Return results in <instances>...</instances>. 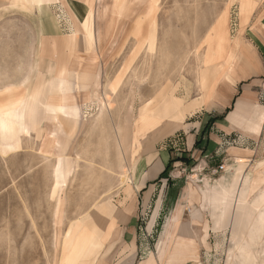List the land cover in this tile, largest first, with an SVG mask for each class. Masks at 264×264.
<instances>
[{
    "label": "rangeland",
    "instance_id": "374dc122",
    "mask_svg": "<svg viewBox=\"0 0 264 264\" xmlns=\"http://www.w3.org/2000/svg\"><path fill=\"white\" fill-rule=\"evenodd\" d=\"M42 2H51V16L60 32L66 36L67 46L63 44L69 57L66 59L65 55L68 53L65 52L62 56L65 65L61 64L59 68L54 65L51 57L47 71L40 62L39 79L33 81L35 84L31 89L32 94H27L25 98L39 89H42L45 97L50 89L56 93L55 83L59 79V73L65 70V85L69 89L67 94L80 107V119L79 125L71 129L70 125L60 128L57 123L46 118L40 127L44 130L41 134L44 138H23V149L20 152L8 156L0 154V264H62L66 255V235L75 224L91 218L95 222L88 223L90 225L87 228L92 231L96 222L100 229L102 224L113 217H123L117 214L116 208L128 202L127 191L131 188L138 193L136 180L140 170L150 172L155 164L138 166L145 153L140 150L134 159L131 156L129 158L122 144L123 129L130 118L135 121L144 104L155 100L168 85L173 88L177 86L175 95L185 98L187 103L201 98L198 79L200 82L201 72L205 67L210 30L226 11L231 40L230 16L235 31L238 7V2L231 0H133L146 5L138 8L136 4L133 8L130 5H124V8L120 6V12L115 13V16H123L124 19L116 17V30L108 38L103 32V41L100 42L97 12L102 1L93 0L91 8L85 0L89 7L73 5L72 9L66 0ZM125 2L132 3L129 0ZM74 10L79 17L75 16ZM148 11L152 14L146 19ZM135 15L139 16L134 19ZM89 17L87 28L85 23ZM142 20L145 22L141 25V34L137 35ZM150 28L152 41L145 39ZM72 36L76 37L70 43ZM30 40L27 37L1 36L0 66H6L5 53L10 43L28 48L32 43ZM54 45L57 46V40ZM41 54L40 51V57ZM67 64L69 65L66 66ZM17 71L20 74V70ZM51 84L54 86L50 87ZM239 89H242V85ZM59 94L62 93L56 95ZM27 108L31 109V105ZM217 114L208 111L200 103L186 112L178 128L164 133V138L153 146L151 152L154 154L149 156V160L153 157L159 160L162 155L157 154L168 151L171 169L150 183L155 185L164 182L166 194H162L160 199L155 194L149 200V207L147 201L139 197H144L143 194H136L141 204L145 205H140L136 216L138 238L149 239L150 245L157 239L169 216L177 191L188 185L189 190L204 194L199 196H204L205 201L195 213L192 212L195 214L192 222L213 223L211 227L214 228L213 213L209 215L201 210L208 208L213 212L210 194H218L219 191L214 189L222 174L212 175L205 169L200 177H196L198 171L192 169L199 163L185 151V138L187 134L196 132L198 127V131H202ZM158 133L153 132L151 138ZM54 135L61 149L53 141ZM241 136L244 135L234 131L230 136V145H236ZM149 138L147 135L143 145ZM4 139L5 143L15 140L12 136ZM202 141L203 147L200 149L208 141L204 133H201L200 142ZM226 163L220 164L225 166L224 171L219 170L220 165L216 169L224 174L232 168L231 174H234L235 162ZM254 164L252 162L245 167L244 174L255 167L259 169ZM68 165L74 168V173L63 182L62 173ZM178 181V185L171 186ZM263 187L264 181L257 183L256 191ZM170 188L173 194L168 193ZM250 198H253V194ZM157 207H162L160 214ZM190 216V211H187L186 220ZM244 217L245 221L240 222L237 215L233 233L231 225L211 232L216 239L212 246L204 247L203 253L208 254L203 255V260L200 259L202 262L198 264H264V224L262 226L256 221L251 225L250 215L246 214ZM247 223L250 225L249 229ZM208 237V232L205 231L202 241L205 242ZM245 241L253 257L251 260L242 256L239 251L240 247L245 246ZM102 250L104 248L101 246L94 263L102 255Z\"/></svg>",
    "mask_w": 264,
    "mask_h": 264
},
{
    "label": "crops",
    "instance_id": "0c3cea01",
    "mask_svg": "<svg viewBox=\"0 0 264 264\" xmlns=\"http://www.w3.org/2000/svg\"><path fill=\"white\" fill-rule=\"evenodd\" d=\"M66 1L70 9L73 8V5L89 7L88 4L91 6L93 3V0H87L88 4L85 0ZM100 1H102V6L99 5L97 21L99 41L102 42L103 32L108 38L116 30L115 18H123V16H115V13L119 12L117 9L115 10L116 0ZM131 1V4L127 3L123 6L130 5L132 7L136 4V8H138L146 5L129 0V2ZM231 1L238 2L235 31L230 16L232 39L228 44L226 54H231V59L228 61L226 57L219 58L218 55L211 59L209 66L221 65L219 76L217 75L214 80L207 83L205 91L201 90L198 79L201 98L187 103L185 98L175 95L177 86L173 88L168 85L162 89L155 100L141 107L134 122L131 118L128 120L121 137L126 154L129 158L131 156L134 159L139 150L144 151L138 166L146 167L148 164L155 163L154 167L150 172H146L144 169L140 170L136 180L138 193L131 188L127 191L128 202L122 207L116 208L117 214L123 215L122 218L113 217L107 223L102 224L100 229L96 223L93 232H84V228H89L90 224L88 223L91 221L89 218L78 222L68 231L71 232L70 248L77 241L85 240V243L80 244L81 247H79V254L83 252L85 255L69 257L65 264H93L101 246L104 250L94 264H198L202 262L203 255L208 254V252L203 253L204 247L212 246L216 239V236L211 235L213 230L226 229L231 225L233 233L237 215H239L238 221L240 222L245 221L246 214L250 215L252 224L256 222L264 208V201L261 198V195L264 194V187L258 192L256 191L257 183L264 181V0ZM39 2L42 0H0V38L1 36L27 37L32 42L28 48H21V45L17 43H10L9 45L12 47L6 48L5 53L6 66H0V112H14L10 128H12L11 134L16 136L15 151L7 152L8 149L5 146L9 143H5L6 136L2 135L0 154L3 156L20 152L23 149V138L40 137L44 131L40 127L46 118L57 123L60 128L70 125V128L74 129L79 125L80 107L75 99L67 94L69 89L65 85L67 76L65 70L59 73L57 86L55 83L56 93L50 89L49 94L45 97L42 89H39L31 96V89L35 84L33 81L39 79L40 62L47 71L51 57L57 68L61 64L65 65L62 62L65 52L68 53L65 55L66 59L69 57L67 56L69 52L64 46V44L66 45V36L60 32L58 24L51 16V2ZM73 13L79 17L75 10ZM138 16L135 15L134 19ZM89 21L90 17L85 23L87 28ZM224 29L229 32V20ZM75 37H70V43ZM56 40L57 46L54 45ZM1 60L2 57H0ZM17 69L20 70V74ZM241 85L242 89L240 90ZM53 86L54 84H51L50 87ZM29 93H31L29 98H25ZM57 93L62 94L57 96ZM200 103L205 105L208 111L218 113L213 117L218 119L205 133L208 141L204 148L200 149L203 147V141L199 146L197 142L200 141L201 133L205 127L202 131H198V127L196 132L186 135L185 151L194 157L196 163H199L192 169L198 171L196 177H200L205 169L212 175L222 174L214 189L219 191L218 194H210L212 195L210 201L214 206L213 212L208 208L205 211L204 208H201L205 214L213 213L215 226L211 227L213 223L192 222L195 218V214L192 212L195 213L200 206L205 204V201L204 196L203 198L199 196L204 194H197L193 190H189L188 185L177 191L174 206L169 211V216L163 223L157 239L150 245L149 239L138 238L136 216L140 205L145 207L144 203L141 204L140 198L146 200L149 207V200L155 194L159 199L162 194H166L164 182L155 185H150V183L165 175L171 157L168 151L157 154L162 155L159 160L156 157L149 160V156L154 154L151 152L153 146L164 138V133L167 134L178 128L186 112L193 110ZM29 105H31V109L27 108ZM155 131L159 133L151 138L150 135ZM234 131H239L244 136L240 137L236 145L231 146L230 136ZM147 135L150 140L143 145ZM53 141L56 142L55 135ZM57 144L61 149L59 143ZM217 161L220 163L217 164ZM228 161L235 162L233 164L234 174H231L232 168L224 174L216 169L221 163ZM252 162L259 169L255 167L248 174H244L245 167L250 166ZM65 169L62 173L63 182H66L69 176L74 173V168L69 165L65 166ZM256 172L258 173L256 174ZM179 182L171 186L174 187ZM170 191L171 188L168 193H174ZM136 194H143L144 197L139 195V198ZM252 194L253 198L251 199ZM160 202L162 203V201ZM158 210L160 214L162 207H159ZM187 211H190L191 215L188 220L185 218ZM103 212L105 213V211H100V213ZM113 213L116 214V212ZM101 215L104 216V214ZM205 231L208 232L209 237L203 242L202 236ZM108 242L111 244L107 245Z\"/></svg>",
    "mask_w": 264,
    "mask_h": 264
},
{
    "label": "bare ground",
    "instance_id": "6f19581e",
    "mask_svg": "<svg viewBox=\"0 0 264 264\" xmlns=\"http://www.w3.org/2000/svg\"><path fill=\"white\" fill-rule=\"evenodd\" d=\"M125 3H126L125 0H116L115 10L117 9V11L120 12V6L123 7V4H125ZM151 14H152V12L148 11L146 19L149 18L151 16ZM228 20H229L228 14H226V11H225L223 13V15L221 16V18L216 22L215 26L210 30V35L207 38L208 39V42H207L208 51H207V55L205 57V67L203 68V70L201 72V80H200L201 85L202 86H203V84L205 85V86H203V88H204L203 91H205V89L207 87V83L210 80H214L216 78V76L218 75L219 70L221 68V65H215L214 64V65L209 66L208 64L210 63L211 59H213L217 55L219 56V58L226 57V59L228 61L231 59V54H229V55L226 54L228 44L230 43L229 32L226 29H224ZM143 22H145V21L142 20L139 23L137 35L141 34V25H143L142 24ZM145 39H148L149 41L153 40L151 28H150V31L147 34ZM34 107H36V106H34ZM34 112H35V109H34ZM13 114H14V112H11V111L0 112V139L2 138V135H5L7 137L12 136L16 140V136L14 134H11L12 128H10V126L12 125ZM15 140L12 139V141L9 142V144L5 146L6 149H8L7 152H9V151L13 152V150L15 151V149H16L15 143H14ZM0 144H1V142H0ZM1 147L2 146H0V148ZM1 152H3V150H1ZM3 154H5V153L3 152ZM263 196H264V194L261 195V198L264 201ZM90 220H91L90 223L95 222L91 218H90ZM256 221L258 223L262 224V226H263V224H264V209L260 212ZM248 225H249V223H247V226ZM251 225H252V223H251ZM249 227H250V225L248 226V229H249ZM257 228H258V226L255 227L256 230H257ZM84 232H90V230L86 227V228H84ZM70 233L71 232H68L66 239H65L66 243H65L64 249L66 251V255L62 261V264H65L66 261L69 259V257L79 256L80 254L85 255L83 252H80V254H79V251H80L79 247H81L80 244L85 243V240L77 241L76 244L70 248ZM262 234H263V232H262ZM83 235H85V234H83ZM255 235H257V234H255ZM258 239H259V236H258ZM243 245H245V246L240 247V249H239V251L242 253V256L247 257L250 260L253 259L252 255L250 254V250L248 249V245H247L246 241L243 243ZM83 248H85V247H83Z\"/></svg>",
    "mask_w": 264,
    "mask_h": 264
},
{
    "label": "trees",
    "instance_id": "16d2710c",
    "mask_svg": "<svg viewBox=\"0 0 264 264\" xmlns=\"http://www.w3.org/2000/svg\"><path fill=\"white\" fill-rule=\"evenodd\" d=\"M217 119H218V118H212V119L208 122L207 126L205 127V129H204V131H203L204 134L207 133V132L209 131V129L211 128L212 124H213ZM200 143H201L200 141L197 142V145L199 146ZM185 161H187V160L185 159ZM170 169H171V164H169V165L167 166L166 171H165L164 174H167L168 171H169Z\"/></svg>",
    "mask_w": 264,
    "mask_h": 264
},
{
    "label": "built area",
    "instance_id": "2783aa9c",
    "mask_svg": "<svg viewBox=\"0 0 264 264\" xmlns=\"http://www.w3.org/2000/svg\"><path fill=\"white\" fill-rule=\"evenodd\" d=\"M219 170H220V171H224V170H225V166H224V165H220V166H219Z\"/></svg>",
    "mask_w": 264,
    "mask_h": 264
},
{
    "label": "snow or ice",
    "instance_id": "6c2138e0",
    "mask_svg": "<svg viewBox=\"0 0 264 264\" xmlns=\"http://www.w3.org/2000/svg\"><path fill=\"white\" fill-rule=\"evenodd\" d=\"M57 172H58V174H59V166H58V168H57Z\"/></svg>",
    "mask_w": 264,
    "mask_h": 264
}]
</instances>
